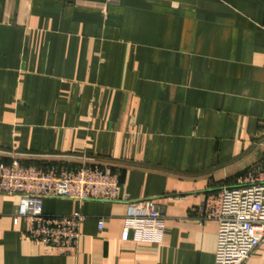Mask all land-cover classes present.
Wrapping results in <instances>:
<instances>
[{
  "label": "crops",
  "instance_id": "1",
  "mask_svg": "<svg viewBox=\"0 0 264 264\" xmlns=\"http://www.w3.org/2000/svg\"><path fill=\"white\" fill-rule=\"evenodd\" d=\"M263 157L264 0H0V163L106 162L120 198L164 217L161 243L122 241L123 202L45 198L85 216L62 254L0 193V264H213L196 209Z\"/></svg>",
  "mask_w": 264,
  "mask_h": 264
},
{
  "label": "built area",
  "instance_id": "2",
  "mask_svg": "<svg viewBox=\"0 0 264 264\" xmlns=\"http://www.w3.org/2000/svg\"><path fill=\"white\" fill-rule=\"evenodd\" d=\"M119 177L111 164L86 159L74 167L23 165L18 159L0 163V193L17 199L13 224H26V238L62 254L75 252L85 216L80 212L45 214L42 201L58 198L117 202L126 206L120 239L159 244L164 217L152 199L130 200L117 194ZM197 218L216 224L213 264H246L264 245V157L237 184L208 195L196 209ZM103 219L97 222L102 229Z\"/></svg>",
  "mask_w": 264,
  "mask_h": 264
}]
</instances>
